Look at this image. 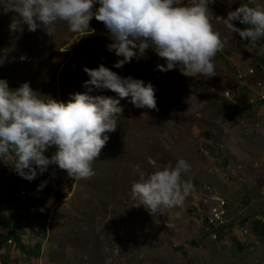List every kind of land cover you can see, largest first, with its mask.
<instances>
[{"label": "rangeland", "instance_id": "rangeland-1", "mask_svg": "<svg viewBox=\"0 0 264 264\" xmlns=\"http://www.w3.org/2000/svg\"><path fill=\"white\" fill-rule=\"evenodd\" d=\"M242 3L264 7V0H215L208 5L210 22L225 41L215 57L217 75L208 79L185 76L179 67L159 71L157 65L165 61L152 50L122 68L113 67L121 57L107 50L110 31L94 16L82 32L59 21L52 37L42 29L29 31L27 25L11 30L16 14H0V79L12 90L28 82L42 100L66 103L71 94L89 91L83 68L100 63L155 88L157 109L136 108L130 97L120 101L117 129L107 133L89 179L75 181L50 165L28 181L11 168L14 156L6 163L0 160V211L16 202L11 192L29 189L18 203L35 220L32 226L40 228L31 234L43 237L58 264H230L228 247H215L213 238L225 224L255 213L228 203L248 192L252 202L264 204V121L237 116L240 105L256 96L264 99L259 76L249 73L251 65L264 74V37L252 43L227 27L228 13ZM89 94L116 97L95 88ZM54 151L49 148L45 154ZM178 158L191 165L182 174V180L191 181L190 194L182 207L153 216L132 197L131 185L157 168L175 167ZM44 181L46 186L38 190ZM221 199L227 207L222 226L213 233L204 217Z\"/></svg>", "mask_w": 264, "mask_h": 264}, {"label": "clouds", "instance_id": "clouds-1", "mask_svg": "<svg viewBox=\"0 0 264 264\" xmlns=\"http://www.w3.org/2000/svg\"><path fill=\"white\" fill-rule=\"evenodd\" d=\"M214 2L0 0V14H16L11 30L27 25L29 31L42 29L52 37L57 22L65 21L70 31L82 32L89 29L94 16L110 31L107 50L121 57L113 67L122 68L152 50L165 61L157 65L159 71L179 67L185 76L208 79L217 75L215 57L225 46L208 16V5ZM97 3L99 7L95 8ZM226 20L227 27L242 39L250 38L255 43L264 37V7L259 3H242L228 13ZM233 21L246 27H236ZM83 71L89 77L84 82L89 91L71 94L66 103L42 100L28 82L12 90L6 80L0 79V160L6 163L9 156H14L11 168L21 178L32 181L50 165L66 171L75 181L91 178L95 175L93 162L109 139L107 133L117 129V116L123 113L120 101L130 97L136 108L157 109L151 82L121 76L104 63L96 68L85 66ZM93 88L110 90L116 97L91 95ZM49 148L55 149L51 156L45 154ZM190 168L184 158H178L175 167L157 168L132 183V197L153 216L164 209L182 207L192 189L191 181L182 180V174ZM46 184L42 182L38 190ZM63 190L68 192V187Z\"/></svg>", "mask_w": 264, "mask_h": 264}, {"label": "crops", "instance_id": "crops-1", "mask_svg": "<svg viewBox=\"0 0 264 264\" xmlns=\"http://www.w3.org/2000/svg\"><path fill=\"white\" fill-rule=\"evenodd\" d=\"M251 67L258 70L256 73L249 72L253 76H259L256 82L263 79L261 68L250 65L249 69ZM239 111V119L251 120L257 116L264 121V99L256 96L249 103L240 105ZM10 194L15 197L16 202L5 205L3 211H0V264H58L52 259L46 241L37 234L40 228L32 226L35 220L28 218V214L23 213L22 204L18 203L25 195L30 194V190L27 189L26 194H21V189H16ZM254 200L252 202L248 192L236 200H231L228 203L230 207L244 205L245 209L249 208L255 214L247 220L238 218L225 224L216 232V238L211 237L215 247H228L230 264H264V204ZM204 223L208 228V221ZM31 231L37 233L31 234Z\"/></svg>", "mask_w": 264, "mask_h": 264}, {"label": "built area", "instance_id": "built-area-1", "mask_svg": "<svg viewBox=\"0 0 264 264\" xmlns=\"http://www.w3.org/2000/svg\"><path fill=\"white\" fill-rule=\"evenodd\" d=\"M250 73H256L258 70L256 67H251L249 69ZM258 86L264 87V76L263 79L259 80ZM21 194H26V190L22 189ZM227 207L226 200L221 199L219 205H217L216 210H211L209 214L204 217V221H208V229L212 230L214 233V229L222 226L219 223L222 221V218L225 214V209Z\"/></svg>", "mask_w": 264, "mask_h": 264}]
</instances>
